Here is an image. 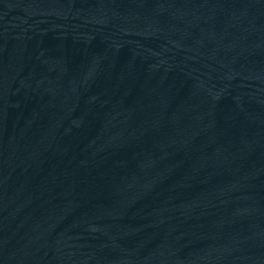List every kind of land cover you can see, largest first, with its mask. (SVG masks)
<instances>
[{"label": "water", "instance_id": "1", "mask_svg": "<svg viewBox=\"0 0 264 264\" xmlns=\"http://www.w3.org/2000/svg\"><path fill=\"white\" fill-rule=\"evenodd\" d=\"M0 264H264V0H0Z\"/></svg>", "mask_w": 264, "mask_h": 264}]
</instances>
